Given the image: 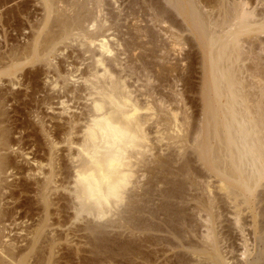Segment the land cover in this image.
Here are the masks:
<instances>
[{"label": "bare ground", "instance_id": "1", "mask_svg": "<svg viewBox=\"0 0 264 264\" xmlns=\"http://www.w3.org/2000/svg\"><path fill=\"white\" fill-rule=\"evenodd\" d=\"M153 1L119 8L114 0H39L43 15L29 34L22 26V42L0 50V264H70V235L49 230L53 206L85 223L73 229L84 232L77 264H264V43L255 55L251 42L245 47L246 37L264 34V14L257 19L242 1ZM174 18L202 55L192 112L166 84L174 71L164 56L179 42ZM41 75L56 95L45 94L43 105L56 99L62 114H79L48 129L36 112L39 133L32 122V136L26 125L22 135L6 112L8 96L24 78L35 88ZM35 91L24 95L28 104ZM17 174L25 180L8 184ZM32 180L35 200L2 204L6 194L16 201L30 191ZM59 190L69 196L55 205ZM24 207L40 217L24 238L8 239ZM59 250L67 253L57 259Z\"/></svg>", "mask_w": 264, "mask_h": 264}, {"label": "rangeland", "instance_id": "2", "mask_svg": "<svg viewBox=\"0 0 264 264\" xmlns=\"http://www.w3.org/2000/svg\"><path fill=\"white\" fill-rule=\"evenodd\" d=\"M5 1V2H4ZM12 1V2H11ZM117 2V4L119 5V8H120V5L122 6V8H125L127 5H128V1L129 0H114ZM155 3H160L161 1L160 0H154ZM153 1V2H154ZM208 1H212L213 3L218 1V0H208ZM243 2L245 5H246V8L248 10H251L253 11L256 15H258V18L259 19L261 17L262 14H264V0H230L231 3H239V2ZM0 50L3 51L5 50V45L4 44H9L11 46V43H13V45H15V42H17V44L22 42L21 41V37L20 39L18 38L19 36L18 35V30L19 28L23 29L26 28V30L24 31V33L27 35L29 34V26L30 24L32 23H35L36 22V19L38 20L39 18H41L40 16L43 15V11H42V7L40 5L39 0H0ZM8 2V3H7ZM10 2V3H9ZM14 2V3H13ZM125 2V3H124ZM5 3V4H4ZM7 3V4H6ZM120 3V4H119ZM116 4V6H118ZM124 4V5H123ZM20 5V6H19ZM15 12V13H14ZM27 12V13H26ZM260 16V17H259ZM177 19V20H176ZM175 21H177L176 23V30H173L174 32L176 31V33L178 34L179 36V42H178V45L175 46L172 50L169 49L170 47L168 46L170 44V41H167L166 40V37H163L164 35H161L160 36V41H162V44L165 46V48H167V51L169 49L168 52H166L167 54L164 56L165 58V66L167 68H170L172 69L174 72H171L168 77L166 78L167 79V86H174V89L177 91V92H180L182 93L185 98L188 99V107L191 108L190 112L194 111L195 108L192 109V106H193V101L196 100L197 98V95L195 96V92L198 91V87L199 85L201 86V78H202V70H201V62L200 60H202V55H201V51L199 49V46H198V43H197V39L196 37L192 36L190 32H186L187 29L185 30L184 26H186L182 20L180 18H174ZM4 22H7L4 23ZM29 22V23H28ZM32 22V23H31ZM183 23V24H182ZM5 24V26L3 25ZM7 26V27H6ZM23 26V27H22ZM7 29H5V28ZM17 27V28H16ZM183 29H182V28ZM187 27V26H186ZM15 29V30H14ZM178 29H180V31L178 32ZM185 30V31H183ZM4 31V32H3ZM18 32V33H17ZM190 33V34H189ZM163 34V33H162ZM15 35V36H14ZM259 39H250L249 37H246L247 41H248V45H245L246 48H248L250 46V44L252 45V49L256 51L255 54H257L258 50L257 48L260 47V43L263 42L264 43V34L263 35H260L258 37ZM6 39V40H5ZM17 40V41H16ZM258 40V41H257ZM7 42V43H5ZM251 42V43H250ZM19 43V44H20ZM250 43V44H249ZM254 43V44H253ZM167 44V45H166ZM3 45V46H2ZM9 47V46H8ZM3 48V50H2ZM0 51V52H1ZM66 53H70V50L69 51H66ZM263 54V55H262ZM261 56L264 57V53H262ZM74 57V56H73ZM62 59V58H60ZM71 62V61H70ZM248 67H252L254 68L252 62H246V64ZM252 65V66H251ZM64 66V65H63ZM41 67H39L40 69ZM30 70V71H29ZM34 70V69H31V68H26L25 69V75H27V77H29V73ZM41 71H43V68L40 69ZM45 71V70H44ZM41 73V72H40ZM38 80L36 81V86L35 88L32 87V83L31 82H28L26 78H24L23 82H24V85L26 84L28 86V83L31 84V88L27 89L25 88L26 85H22V86H14L11 90L9 88V85L6 84V80L3 79V82L4 85L2 88H1V92H4L5 94H7L8 92H6L7 90L10 91L11 90V96H8L9 98V102H8V105L7 107H5L7 110L6 112H8L9 114V118L12 119L13 122H11L12 124H14L15 127H17V132H19L20 130L23 132L26 133V130H28L29 132L31 131L30 127H28V125L31 123L34 124L33 126H37L38 124L36 123L37 121V118L41 117V119H43L46 124L45 126L48 128V129H54L53 127L55 125H62L64 124V122L70 117V116H73L74 114L75 115H78L79 114V111H76L75 109L71 108L69 110V115L67 114H62L61 113V109L62 107L59 106V104H57V100L56 99H51L50 101H48L50 103V108H48V105L46 106L43 105V103L45 102L42 98L43 97H46V96H49V97H56L55 94H53L51 91H50V88L45 84V78L44 76H39L37 78ZM39 81V82H38ZM27 82V83H26ZM8 86V87H7ZM40 86V87H39ZM166 86V87H167ZM29 87V86H28ZM38 87V89H37ZM41 88V89H40ZM6 90V91H3ZM48 89V90H47ZM200 89V87H199ZM39 91V93H37L36 91L34 93H37L35 94V100H34V97H33V100L30 101L31 103L28 104V100L27 98L24 97V95H27L29 93H31L32 91ZM42 91V92H41ZM195 91V92H194ZM13 92H14V95H13ZM2 93V94H4ZM165 93H169L168 92V89H167V92ZM16 94V95H15ZM46 94V96H45ZM53 94V95H52ZM10 95V94H9ZM6 96V95H5ZM26 100H25V99ZM40 99V100H39ZM46 99V98H44ZM20 101V102H16V101ZM25 101V102H24ZM28 101V102H27ZM35 102V103H34ZM78 103V102H77ZM83 102H79L77 104V106L79 105L81 107ZM26 104V105H25ZM32 106H31V105ZM81 104V105H80ZM28 105H30V107H28ZM77 107L76 104L74 103H69L68 106L70 107ZM32 107V109H31ZM79 107V109H80ZM17 109V110H16ZM31 109V110H30ZM16 110V111H15ZM31 112H30V111ZM36 110V111H34ZM29 111V112H28ZM35 113H34V112ZM18 112V113H17ZM22 112V113H21ZM34 114H33V113ZM38 114V117L37 118H33L35 117L34 115ZM30 113V114H29ZM36 114V116H37ZM21 116V117H20ZM32 116V117H31ZM69 116V117H68ZM10 119V120H11ZM16 119V120H15ZM41 119H38V120H41ZM24 120V121H23ZM26 120V121H25ZM29 120V121H27ZM36 120V121H35ZM22 121V122H21ZM17 122V123H16ZM19 122V123H18ZM28 124V125H27ZM26 125V127H25ZM29 125V126H30ZM63 126V125H62ZM20 129H19V128ZM23 127V128H22ZM26 130H25V128ZM36 131H38L37 133H39V126L35 127ZM27 131V133L29 134V132ZM16 132V133H17ZM14 135V138L18 137V134ZM22 135H25L24 133ZM30 135H31V132H30ZM32 136V135H31ZM29 136V138L27 139H32V137ZM28 144L30 143L27 142ZM30 146V145H29ZM60 149V151H62V153L60 152L59 155L63 154L62 156L64 157L66 155V152H65V146L64 145H59L58 146ZM26 148H28V146L26 145ZM165 148V147H164ZM163 148V149H164ZM33 150V149H32ZM165 150V149H164ZM32 153H34V150L33 151H30ZM169 152L166 151V152H163L162 154L163 155H166L168 154ZM13 155V154H12ZM36 157H38V159H41L43 160V153H40V152H36L35 153ZM14 158L16 156H13ZM32 157V156H31ZM29 157V158H31ZM20 159V160H19ZM16 161H18V164L20 166H24L25 169H26V163L24 165V161H22V163L20 162L21 161V158H16L15 159ZM20 173L22 171L19 170ZM24 178L23 176L20 174H17V176H12L10 178H8L7 180V183L8 184H13L14 186L17 184L20 183V180L22 181ZM25 180V179H24ZM30 184H34L33 180L32 182L29 181ZM64 182V181H63ZM12 185V186H13ZM29 186V189L30 191H24L25 193H23V191H20L19 192V187H11L12 190H14L15 192H19L17 194V200L13 201L12 199H10V194H6V198L4 197V201L2 202V204H7V208L9 209H12V207L15 206V204H17V201L21 202V201H24L25 199H30V200H35V194L32 191V189L34 190L35 189V186L32 185V186ZM59 186V185H58ZM22 192V193H21ZM21 193V194H20ZM9 196V197H8ZM64 196H69V194L67 192H63L62 190H59L57 192V194H55L54 196H52V199L54 201V204L56 205L59 198H62ZM20 197V198H19ZM8 198V199H7ZM19 198V199H18ZM57 198V199H56ZM15 203V204H14ZM9 204V205H8ZM12 204V205H11ZM63 202L60 201L59 202V205H62ZM11 205V206H10ZM4 209H6V206L4 205L3 207ZM33 208H38V207H33ZM24 209V210H23ZM57 206H53L51 207L50 211L51 213L53 214L51 216V220H50V224H53L52 228L49 229V230H54L55 233L61 237V236H64L66 234L70 235L68 236V239L70 241H72L71 244H69L67 247L69 248H66L65 250L69 251V254L71 253V257L73 256V259L69 260L68 262L70 264H77L78 260L76 259V256H75V252H74V248H75V244L78 242H83L84 239L82 240H79L80 239V236L84 234L83 231H78L77 233H73L75 230L73 229H76L77 227H83L85 225L84 221L83 220H73V217H74V211H72V209L70 208H64L65 210L59 211V215H58V211H57ZM24 211V212H23ZM18 216H20V220L18 219L17 217V220L16 223H13L14 225L12 224H8L9 225H12L10 227H7V231L10 232H5V235L6 234H10L8 235L10 239V237H12L11 239L13 240H18L19 238H24L27 233V231H31L33 230V226L37 223L36 221H38V217L39 214H40V211H37V210H34L31 212V211H27L26 210V207L22 208V210H18ZM39 213V214H38ZM249 216V215H248ZM24 217V218H22ZM61 217V218H60ZM247 221L249 222L250 219H247ZM6 224V225H7ZM17 226H16V225ZM59 224V225H58ZM33 225V226H31ZM61 225V226H60ZM29 227V228H28ZM24 229V230H23ZM27 230V231H26ZM26 231V233H25ZM80 232V233H79ZM83 232V234H82ZM80 235V236H79ZM238 238V237H237ZM20 240V239H19ZM62 248H64V243H62ZM82 245H80L81 247L83 245L84 249L87 247L89 248L88 246H86V244H83L81 243ZM237 245H239V242H236ZM60 247V249H61ZM82 247V248H83ZM86 248V249H87ZM66 251H62L60 252L59 250V253L56 255V258L58 256H61L63 253H67ZM88 253V252H87ZM86 252H82L80 255H84L86 257L89 256V254H87ZM61 254V255H60ZM75 257V259H74ZM58 259V258H57ZM66 260H61L60 263L61 264H66L65 263Z\"/></svg>", "mask_w": 264, "mask_h": 264}]
</instances>
